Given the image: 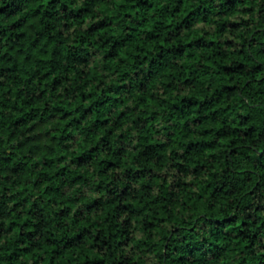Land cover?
Segmentation results:
<instances>
[{"label": "trees", "instance_id": "1", "mask_svg": "<svg viewBox=\"0 0 264 264\" xmlns=\"http://www.w3.org/2000/svg\"><path fill=\"white\" fill-rule=\"evenodd\" d=\"M0 264H264V0H0Z\"/></svg>", "mask_w": 264, "mask_h": 264}]
</instances>
